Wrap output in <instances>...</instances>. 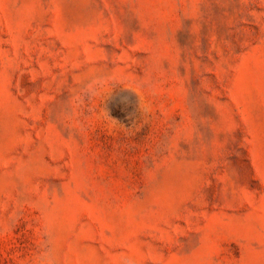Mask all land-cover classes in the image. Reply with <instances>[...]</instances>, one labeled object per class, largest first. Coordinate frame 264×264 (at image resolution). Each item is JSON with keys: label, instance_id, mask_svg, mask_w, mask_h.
Listing matches in <instances>:
<instances>
[{"label": "rangeland", "instance_id": "obj_1", "mask_svg": "<svg viewBox=\"0 0 264 264\" xmlns=\"http://www.w3.org/2000/svg\"><path fill=\"white\" fill-rule=\"evenodd\" d=\"M0 264H264V0H0Z\"/></svg>", "mask_w": 264, "mask_h": 264}]
</instances>
